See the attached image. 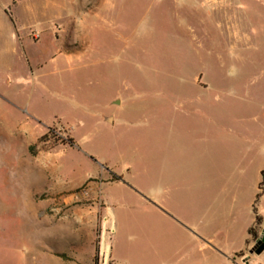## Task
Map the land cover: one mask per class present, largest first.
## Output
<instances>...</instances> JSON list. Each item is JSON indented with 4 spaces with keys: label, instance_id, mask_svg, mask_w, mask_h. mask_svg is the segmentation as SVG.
<instances>
[{
    "label": "rangeland",
    "instance_id": "1",
    "mask_svg": "<svg viewBox=\"0 0 264 264\" xmlns=\"http://www.w3.org/2000/svg\"><path fill=\"white\" fill-rule=\"evenodd\" d=\"M98 1L0 0V115L38 125L25 177L0 126V264H248L264 228V0ZM61 46L82 55L55 69L38 51ZM55 125L71 146L43 142Z\"/></svg>",
    "mask_w": 264,
    "mask_h": 264
},
{
    "label": "crops",
    "instance_id": "2",
    "mask_svg": "<svg viewBox=\"0 0 264 264\" xmlns=\"http://www.w3.org/2000/svg\"><path fill=\"white\" fill-rule=\"evenodd\" d=\"M95 1V0H93ZM116 0H99L97 3L99 6H105V5H110V4H114ZM175 2H177L178 0H174ZM183 4L187 3L188 0H180ZM75 2V6L78 5L79 0H71V4ZM96 3V4H97ZM47 5H49V1L46 2ZM79 6V5H78ZM64 14V13H63ZM62 17V15H61ZM67 19L70 18L71 23L74 22L73 17L68 14ZM77 24V23H76ZM75 47H66V46H61L58 49L52 50L51 52H41L38 51L39 53H51V62L54 65L55 69H57V64H58V60H60V64L61 63H65L67 66H71L72 62L75 60H78L80 58V55H82V53L80 51L76 49H74ZM23 58L28 62L27 56L24 53L23 54ZM45 64V63H44ZM43 64V65H44ZM43 70V66L42 69H40V71ZM102 122H104L105 124L108 125H113L116 117L114 115H107V113H104L102 116ZM27 121V119H26ZM7 123V127L6 129H4L2 131V133L7 135V138L5 140V144L1 145V149L2 152L4 153H10V154H15V163L13 164L15 166L13 174H16V176H21L23 175L25 177V168H24V164L27 159H25V149L30 146L31 143L35 144V139L34 135H35V131H37V126H34L31 124L30 121L27 122H22V123H15L14 125H12V123H10L9 117H7L6 115H0V126H5V124ZM69 126V125H68ZM70 128V139H72V144L74 143L75 139L73 137V127L69 126ZM31 140H33V142H31ZM44 142V141H43ZM64 154L63 152H60L59 154L56 153L54 155V160L56 161L55 166H56V170L58 171H63V168L65 167V165L59 163V159L60 156H62ZM14 157V156H13ZM14 159V158H13ZM50 161V158L48 159ZM28 161V160H27ZM3 163L0 161V166H2ZM51 165V163H50ZM49 164L46 163V161H43L42 163H40L39 169L40 170H45V168L47 166H50ZM101 169L104 168L102 166H100ZM105 170H107L105 168ZM112 173H108L106 176H103L102 178L105 179V185L106 184H111V183H119V182H123L120 180H112ZM75 186L71 185L70 182L68 181H63L62 178L57 177L54 181V183L52 184L51 188L56 189V190H71L73 189ZM132 189V188H131ZM105 188L103 190V194H104ZM135 194H137L140 198H142V196L136 191L134 190ZM103 200H104V215L106 213V210L108 208V204H106V198L103 196ZM149 204L153 205V203H150L149 201H147ZM253 207V204H252ZM254 221V218L251 221V225ZM251 225L249 224L248 226H246L245 228V239H244V244L243 246L236 252H234V255L240 251L245 250L246 248V241H248V229L251 227ZM195 230V229H194ZM191 235L193 236V241L196 242L197 244H199L200 249H202L203 251L205 250V248L207 247V243H200L201 238L200 235L195 234V233H191ZM247 256V254L244 252L241 256H240V260H244L245 257ZM257 255H253L252 259H249L248 264H261V262H259V259L256 258ZM237 264H240L237 263ZM242 264V263H241Z\"/></svg>",
    "mask_w": 264,
    "mask_h": 264
},
{
    "label": "built area",
    "instance_id": "3",
    "mask_svg": "<svg viewBox=\"0 0 264 264\" xmlns=\"http://www.w3.org/2000/svg\"><path fill=\"white\" fill-rule=\"evenodd\" d=\"M43 141L45 144H55L58 145L65 144L68 142V130L61 126L55 125L48 127L43 135ZM96 185V182L90 181V183H86L79 191L73 194L74 198L79 199L80 197H86L88 194L93 191V186Z\"/></svg>",
    "mask_w": 264,
    "mask_h": 264
},
{
    "label": "water",
    "instance_id": "4",
    "mask_svg": "<svg viewBox=\"0 0 264 264\" xmlns=\"http://www.w3.org/2000/svg\"><path fill=\"white\" fill-rule=\"evenodd\" d=\"M264 251V228L260 233V238L257 241V246L254 248L253 252L255 255H260Z\"/></svg>",
    "mask_w": 264,
    "mask_h": 264
},
{
    "label": "trees",
    "instance_id": "5",
    "mask_svg": "<svg viewBox=\"0 0 264 264\" xmlns=\"http://www.w3.org/2000/svg\"><path fill=\"white\" fill-rule=\"evenodd\" d=\"M68 143L70 144V146L72 145V139H68ZM261 175H262V181L259 183V186H258V189H259V191H261L262 190V186H263V182H264V172H262L261 173ZM112 180H120V178L119 177H117V176H115V175H113L112 176ZM91 181V180H90ZM260 196V193H258L257 194V196H256V198H258ZM253 233V228L252 227H250L249 229H248V234H252ZM248 241H246V243H247ZM109 264H111V263H109Z\"/></svg>",
    "mask_w": 264,
    "mask_h": 264
}]
</instances>
